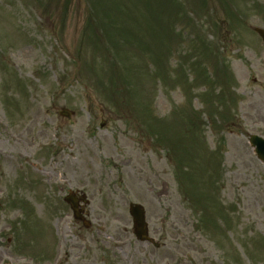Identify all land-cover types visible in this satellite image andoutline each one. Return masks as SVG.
Here are the masks:
<instances>
[{
	"label": "rangeland",
	"instance_id": "obj_1",
	"mask_svg": "<svg viewBox=\"0 0 264 264\" xmlns=\"http://www.w3.org/2000/svg\"><path fill=\"white\" fill-rule=\"evenodd\" d=\"M205 1L0 0V264H264V0Z\"/></svg>",
	"mask_w": 264,
	"mask_h": 264
},
{
	"label": "water",
	"instance_id": "obj_2",
	"mask_svg": "<svg viewBox=\"0 0 264 264\" xmlns=\"http://www.w3.org/2000/svg\"><path fill=\"white\" fill-rule=\"evenodd\" d=\"M256 32L264 41V31L257 29ZM250 144L255 149L257 157L264 163V139L258 136L250 137ZM73 207L76 208V204L72 203ZM130 213L134 219L135 234L141 241L149 240L147 237V224L145 222L144 209L139 205H131Z\"/></svg>",
	"mask_w": 264,
	"mask_h": 264
},
{
	"label": "trees",
	"instance_id": "obj_3",
	"mask_svg": "<svg viewBox=\"0 0 264 264\" xmlns=\"http://www.w3.org/2000/svg\"><path fill=\"white\" fill-rule=\"evenodd\" d=\"M202 4H206V1L205 0H202ZM171 7L172 8H174V9H177V10H179V11H181V12H183L186 16H187V13L185 12V10H184V7H183V5H178V4H176V3H172L171 4ZM207 7V5H205L204 6V8H206ZM94 9V8H93ZM95 11H96V9H94V13H95ZM99 13L96 11V13H95V15H93L94 16V19L92 18V19H90V24L93 26V27H95L94 25H95V21H96V16L98 15ZM103 22V21H102ZM104 23V22H103ZM102 27H104V25H102ZM124 32H126V30L125 29H121L120 30V32H119V36L120 35H122ZM106 35L104 34V33H102V35L101 36H94V38H93V42H94V46H96L97 48H98V50H99V48H103V44H102V40H105L106 38ZM109 38V37H108ZM107 38V39H108ZM106 51H107V53L109 52V50H107L106 49ZM193 158L194 157H192L191 155H188V160H189V163H191V161H195V158H194V160H193ZM189 179L191 180V181H193V177H191L190 175H189Z\"/></svg>",
	"mask_w": 264,
	"mask_h": 264
}]
</instances>
